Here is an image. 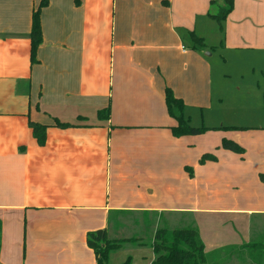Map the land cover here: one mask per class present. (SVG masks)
Returning a JSON list of instances; mask_svg holds the SVG:
<instances>
[{"label": "crops", "instance_id": "obj_1", "mask_svg": "<svg viewBox=\"0 0 264 264\" xmlns=\"http://www.w3.org/2000/svg\"><path fill=\"white\" fill-rule=\"evenodd\" d=\"M245 1L247 11L234 0L220 24L227 43L230 33L241 38L245 26L259 24L252 3L264 0ZM40 2L0 0V264H96L87 232L105 228L110 238H122L119 229L135 216L151 222L152 238L172 215L264 219L263 149L257 187L246 184L242 164L238 180L220 191L212 178L198 179L199 169L219 158L209 153L216 160L201 163L205 153L198 159L191 148L196 136H174L166 107V87L184 101L196 92L188 66L200 51L181 42L189 41L195 14L209 16L220 0H47L32 63L31 16ZM106 107L109 117L100 119L97 111ZM30 121L47 126L43 145ZM253 129L255 137L264 135V127ZM234 154L245 161V152ZM184 166L190 177L177 175ZM231 189L236 202L249 205L215 206ZM196 229L207 253L264 233L237 222L227 230ZM143 234L130 244H146L138 262L152 264V239Z\"/></svg>", "mask_w": 264, "mask_h": 264}, {"label": "rangeland", "instance_id": "obj_2", "mask_svg": "<svg viewBox=\"0 0 264 264\" xmlns=\"http://www.w3.org/2000/svg\"><path fill=\"white\" fill-rule=\"evenodd\" d=\"M240 4L242 11H247L251 2L240 0ZM252 4L255 10L261 11L260 20L257 22L259 24H255L254 27L245 26L241 38L230 33L229 43L226 40L225 24L222 27L215 19L198 13L195 14L192 22V31L203 38L206 47L195 55L196 59H192L188 66L195 73L196 92L191 93L189 100H183L186 105L184 115L193 127L208 129L192 138L191 148L194 149L198 159L207 152L219 158L217 163H208L204 168L199 169L198 179L202 180L207 176L212 178L210 184L217 183L220 191L226 190L225 182L232 185L233 180H238L237 173L241 172L242 164H244L243 171L246 172V184L251 188L257 187L254 184L256 177L254 174L261 163V149L264 151V135L255 137L256 133L253 129L264 127V4L255 2ZM231 24L236 23L231 21ZM181 43L190 49L189 41L182 40ZM227 126L245 129L223 128ZM237 132H239L238 136ZM222 137L239 139L237 142L245 148L244 162L238 155L220 147ZM189 166L194 168L193 165ZM176 173L190 177V172L185 166L181 171L176 170ZM185 189L190 190L187 185ZM227 197L225 202H216L214 205H249V202L243 201L242 198L236 202L233 189ZM164 201L170 206L173 200L166 196ZM238 218L240 217L233 220L224 214H205V212H200L195 220L172 215L168 227L191 226L198 227L199 230H227L231 222L235 224L237 222L240 229H245L249 224L251 230L264 232V219L258 215ZM147 223L141 216H135L127 220V224L122 225L118 235L122 238H130L139 236L141 232L147 233L146 236L143 234V238L145 237L144 239L150 244L152 236L148 235L151 230L149 226L152 224ZM145 247L146 244L125 243L118 250L113 251L114 253L111 252L108 264H120L127 257H130L131 264H140L138 261L142 260L147 252ZM238 250L229 249L224 253L216 254L214 261L218 264H264V253H257L253 259L249 250Z\"/></svg>", "mask_w": 264, "mask_h": 264}, {"label": "trees", "instance_id": "obj_3", "mask_svg": "<svg viewBox=\"0 0 264 264\" xmlns=\"http://www.w3.org/2000/svg\"><path fill=\"white\" fill-rule=\"evenodd\" d=\"M221 3L217 10L209 12V16L215 19L218 23H222L232 11L234 0H220ZM214 3V1H212ZM47 5V0H41L39 6L33 10L31 16V30H30V58L31 62L36 61V52L39 45L43 41L40 11L41 8ZM188 39L192 50L201 51L206 47L202 37L197 36L193 31L188 33ZM165 102L169 115L176 121V125L171 127L172 134L176 137L186 135H201L206 130L205 127H193L190 125L188 118L184 115L185 103L183 99L174 95L171 88H165ZM97 116L100 119H108L109 108H102L97 111ZM33 137L39 145H43L46 140L47 126L29 122ZM57 127H67L68 123H61L56 120ZM225 129L240 130L245 128L223 127ZM221 147L225 150L232 151L239 155H243L245 149L239 143L232 139L222 137ZM216 160V156L205 153L200 158V162ZM189 169V168H188ZM260 179L264 182V174H259ZM140 238H110L108 231L103 229H96L87 232L86 243L94 252L96 264H108L111 252L118 250L124 243H137ZM151 248L154 254L152 264H218L215 260V255L226 252L225 250L236 251L247 249L254 259L258 253H264V233L262 236L250 243L243 244L239 247L229 246L217 249L212 252H205L204 244L195 227H174L168 226L159 227L152 238ZM216 262V263H215ZM121 264H131L130 257H127Z\"/></svg>", "mask_w": 264, "mask_h": 264}, {"label": "built area", "instance_id": "obj_4", "mask_svg": "<svg viewBox=\"0 0 264 264\" xmlns=\"http://www.w3.org/2000/svg\"><path fill=\"white\" fill-rule=\"evenodd\" d=\"M182 48H184V47H182Z\"/></svg>", "mask_w": 264, "mask_h": 264}]
</instances>
